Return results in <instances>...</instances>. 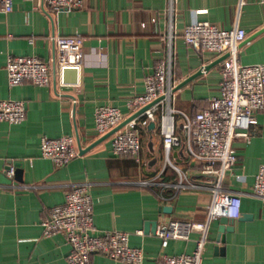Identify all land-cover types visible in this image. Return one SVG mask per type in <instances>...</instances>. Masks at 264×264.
Returning <instances> with one entry per match:
<instances>
[{"label": "crops", "instance_id": "crops-1", "mask_svg": "<svg viewBox=\"0 0 264 264\" xmlns=\"http://www.w3.org/2000/svg\"><path fill=\"white\" fill-rule=\"evenodd\" d=\"M199 19L220 28H244L246 40L238 45V60L264 63V5L258 0H83L81 7L58 11L39 0H13L11 11L0 10V98L26 103L21 122L0 121V264H67L70 247L66 239L61 233L43 235L41 221L52 205L64 200L65 190L81 181L89 183L95 232L127 231L130 245L142 249L145 264L193 249L198 237L195 231L186 240L169 239L165 246L155 231L170 220L205 219L210 188L174 193L170 186L137 183L156 175L157 182L177 178L166 162L159 111L155 121L146 125L140 123L144 118L140 112L132 118L134 125L130 119L121 126L138 131V161L131 155L113 154L111 134L62 166H54L40 155L39 142L42 135L72 134L77 147L78 142L81 147L89 145L105 134L94 129L98 105H114L123 120L130 117L140 108L130 109L129 99L143 91L144 76L169 51L175 85L220 56L184 42L183 27ZM72 34L83 37L76 52L58 48L52 38ZM8 55H35L48 62L50 82L36 85L24 80L8 86ZM68 59L79 64L76 81L61 84L58 62ZM221 66L222 60L173 91L170 103L188 113L206 107L219 93ZM72 76V71L66 75L68 79ZM175 96L181 98L180 103H173ZM256 117L249 140L237 137L232 142L238 158L233 171L244 174V179L237 181L226 172L222 181L223 189L240 193L241 213L232 219V229L223 232V240L217 236L219 218L210 220L201 264H264V202L251 190L253 175L264 163V111ZM176 122L179 124L178 118ZM168 158L196 179H212L199 172L183 145L171 147ZM9 162H20L21 181L5 174ZM163 206L170 209L163 211ZM148 220H156L153 232L144 230ZM90 261L130 264L97 252L91 253Z\"/></svg>", "mask_w": 264, "mask_h": 264}, {"label": "built area", "instance_id": "built-area-1", "mask_svg": "<svg viewBox=\"0 0 264 264\" xmlns=\"http://www.w3.org/2000/svg\"><path fill=\"white\" fill-rule=\"evenodd\" d=\"M51 10L81 7L83 0H39ZM264 5V0H258ZM13 0H0V10H12ZM155 18L152 17V20ZM143 24V23H142ZM244 28L234 25L220 28L216 24L199 19L183 27L182 38L190 47L198 51H209L228 55L222 59L220 68L219 93L212 96L208 105L193 113L185 112L173 106L171 79L173 55L169 51L143 79V91L128 101L132 110L143 107L140 120L142 125L155 121L158 115V128L162 137L166 162L173 167L177 178L172 182L156 181V176L137 181L143 187L159 184L170 186L174 193L182 189L210 188L211 198L207 205L206 217L201 221L170 220L159 225L155 233L165 246L169 239H188L192 231L198 233L195 245L190 252L164 255L153 264H201L202 252L210 220L225 216L236 218L241 213V195L222 187L226 172L234 179L242 181L244 174L233 171L238 158L232 145L235 138L249 140L250 127L257 124L256 114L264 111V63H241L238 60V45L245 39ZM55 45L60 49L78 51L83 37L79 34L53 35ZM31 41V39H30ZM59 61L58 80L66 84L63 74L66 68L79 70L75 61ZM8 86H14L24 80L36 85L50 82L48 62L35 55H8L5 61ZM26 103L18 98H0V121L19 123L25 117ZM122 112L114 105H98L94 110V129L98 134L106 133L123 120ZM179 119L177 124L176 119ZM132 125L135 120H131ZM177 125L179 131H177ZM183 145L186 154L199 166V172L212 179H196L186 170L173 164L168 158L171 147ZM140 140L134 127L118 128L111 134V151L116 155H131L139 160ZM42 157L49 158L54 166H62L79 154L72 134L59 136L42 135L39 142ZM15 164L9 162L5 167L8 177L14 176ZM252 194L264 202V163L257 167L251 182ZM42 233L45 236L61 233L69 244L66 255L67 264H91L93 252L130 264H145L140 247L129 243V233L119 229L104 230L96 233L93 222V202L87 181L72 183L64 193L61 203L50 207L47 217L42 221Z\"/></svg>", "mask_w": 264, "mask_h": 264}, {"label": "water", "instance_id": "water-1", "mask_svg": "<svg viewBox=\"0 0 264 264\" xmlns=\"http://www.w3.org/2000/svg\"><path fill=\"white\" fill-rule=\"evenodd\" d=\"M245 40L246 39H243L241 42H243ZM227 55H228V53L225 52V53L221 54L220 56H218L217 58H215L212 61H210L209 63L204 64V65H201L196 71H194L193 73H191L190 75H188L187 77H185L181 81H179L176 85H174L173 88H172V91H175V90L179 89L181 86H183L184 84H186L188 81L192 80L197 75L203 73L204 71H207L210 67H212L215 64L219 63ZM69 71H72L73 72V76H72L71 79H68L66 77V75H67V73ZM63 78H64L65 81L75 82L76 81V70L74 68H66L64 70ZM53 79L55 81L54 74H53ZM158 99H159V97L157 99H155L154 101H152L150 103H147L146 105H144L143 107H141L140 109H138V111H136L135 113H133L130 117L122 120L118 125H116L111 130L107 131L104 135H102L101 137H99L98 139H96L95 141H93L92 143H90L89 145H87L85 147H81L80 143L78 142L79 154H81V153L85 152L86 150H88L90 147H92L94 144H96L98 141H100L104 137L112 134L115 130H117L118 128H120L121 126H123L130 119H132L133 117H135L136 115H138L140 112H142L145 108H147L148 106H150L153 102H155ZM152 124H153V122H151V125ZM21 173H22V169L20 167V162H15L14 177L17 180H19V181L22 180ZM169 209H170L169 206H163L162 207V210L163 211H166V210H169ZM219 222H220V224L218 226V235L217 236H219V237L221 236V240H223V232L225 230L232 229V218H227L225 216H221L219 218ZM155 228H156V220H148V221H146L144 223V230H145V232H147L148 230H150L151 232H153L155 230Z\"/></svg>", "mask_w": 264, "mask_h": 264}, {"label": "rangeland", "instance_id": "rangeland-1", "mask_svg": "<svg viewBox=\"0 0 264 264\" xmlns=\"http://www.w3.org/2000/svg\"><path fill=\"white\" fill-rule=\"evenodd\" d=\"M180 103L181 102V98L179 96H175L174 99H173V103Z\"/></svg>", "mask_w": 264, "mask_h": 264}, {"label": "trees", "instance_id": "trees-1", "mask_svg": "<svg viewBox=\"0 0 264 264\" xmlns=\"http://www.w3.org/2000/svg\"><path fill=\"white\" fill-rule=\"evenodd\" d=\"M167 168V167H166ZM165 170V169H164Z\"/></svg>", "mask_w": 264, "mask_h": 264}]
</instances>
